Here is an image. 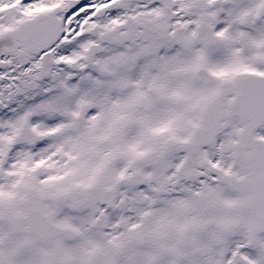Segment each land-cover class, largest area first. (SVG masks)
Here are the masks:
<instances>
[{
  "label": "snow or ice",
  "instance_id": "6c2138e0",
  "mask_svg": "<svg viewBox=\"0 0 264 264\" xmlns=\"http://www.w3.org/2000/svg\"><path fill=\"white\" fill-rule=\"evenodd\" d=\"M0 264H264V0H0Z\"/></svg>",
  "mask_w": 264,
  "mask_h": 264
}]
</instances>
